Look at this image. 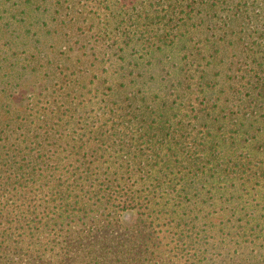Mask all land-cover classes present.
<instances>
[{
  "label": "trees",
  "instance_id": "16d2710c",
  "mask_svg": "<svg viewBox=\"0 0 264 264\" xmlns=\"http://www.w3.org/2000/svg\"><path fill=\"white\" fill-rule=\"evenodd\" d=\"M33 2L20 0V4L0 11V264H114L115 256L117 261L119 256L128 259L130 245L121 244L116 247L118 249H109L105 243L110 240L109 235L119 233L124 227L119 224L122 221L121 216L117 217L116 209L118 205L133 203L149 212L153 205L151 192L160 184L135 195L127 179L119 174L130 179L148 176L147 179L158 181V172L153 170L160 168V164L167 170L174 167L177 171L173 175L179 176L176 187L180 189L176 192L181 212L172 217L169 214L174 222L167 224L175 223L179 236L188 238L199 248L208 245L210 252L225 251L233 241L237 248L245 244L248 245L246 250L250 248L257 252L264 248L263 244L256 243L264 241V51L254 52L264 42V33L253 28L246 34L245 29L240 27L237 32L234 28L235 24L245 23L254 27L260 21L264 27V0H255L250 5L247 0H239L229 10L232 15L227 21L220 13L223 7L233 5L231 0H201L200 4L189 0L172 3L171 0L173 9L177 10L181 3L188 16H192L199 6L205 13L198 23L187 19L181 25L190 29V43L194 39V29L204 33L202 48L196 50L198 55H192L184 71L178 68L181 78L187 76L193 84L186 85L176 75L168 85L175 89L177 97L191 94L200 101L201 124H196L200 127V137L198 133L187 131L181 123L147 125L145 115L152 111L146 109L144 113H138L141 107L136 105L139 101L148 102L147 95L143 93L140 98L143 100H139L141 93L132 96L125 93L127 97L122 104L127 102L128 106L121 112L136 107L120 118L133 116L131 120L138 122L130 120L133 126L128 131L133 129L135 137L142 132L144 140L140 144L150 154L144 155V162L141 160L137 164L139 169H134L129 161L124 167L121 162H126V158L118 160L121 170L115 173L110 172L108 161L82 154L87 149V141H82V145H70L64 125L70 126L80 112L75 103L77 96L72 97L79 81L63 76L65 59H59L53 52L60 36L56 18H46L48 12L44 9L40 11L44 15H38ZM170 22L165 23L169 30L171 26L180 29ZM224 29L231 33H223ZM160 36L159 47L181 42L185 46L190 44L186 35L184 40L168 31ZM40 45L43 51L53 52L51 59H43V55L40 58V50L35 51L34 59H20L25 52L34 51ZM138 84L143 86L142 82ZM134 85L136 87V83ZM185 88L188 90L184 91ZM165 132L167 137L171 136L170 140L150 138L152 134L158 137ZM57 144L65 145L62 153L74 148L73 160L77 164L71 169L68 164L66 173L69 177L58 182L50 174L59 168L61 158L47 156L50 151L46 149ZM162 152L165 154L161 155ZM162 156L166 159H161ZM101 170L105 171L102 175ZM141 170L145 171L144 175ZM88 171L92 173L89 175ZM107 173L111 175L106 180L97 185L93 181L89 186L92 177L108 176ZM118 181L124 195L117 196L113 190L119 187L115 185ZM28 189L30 200L24 196ZM41 192L46 193L40 199L43 205L36 206ZM9 201H13V213L6 216L4 204ZM214 217V223L204 222ZM152 220L151 214L141 213L140 218L129 224L131 226L124 227L123 236L129 241L144 235L145 232L139 229L150 228L151 224L147 226L146 222ZM14 233L18 237L11 242L12 247L6 245L3 248L6 239L11 240ZM228 236L235 240L231 238L225 242L224 238ZM23 245L21 250L18 249ZM47 249L54 250L46 256ZM201 255L191 262L212 263L213 259ZM143 257L148 261L153 259ZM155 257L162 260L160 254ZM212 264L219 263L213 261ZM236 264L261 262L251 256L249 261L240 260Z\"/></svg>",
  "mask_w": 264,
  "mask_h": 264
},
{
  "label": "rangeland",
  "instance_id": "374dc122",
  "mask_svg": "<svg viewBox=\"0 0 264 264\" xmlns=\"http://www.w3.org/2000/svg\"><path fill=\"white\" fill-rule=\"evenodd\" d=\"M24 1L29 0H22L23 3ZM32 1L35 3L33 8L37 10L38 15L42 14L40 11L44 9L45 12L53 13V15L47 13L48 16L46 18L50 16L56 18L60 36L57 49L53 50V52L55 56H59V59H65V67L62 72L63 76L79 81L78 88L76 89L77 92L72 97L77 96L75 103L78 105L77 108L80 109V112L75 116L70 126L64 125L66 126L65 130L66 134L69 135L71 146L75 143L76 146L82 145V141H87V149L82 154L84 156L88 154V158L108 161V167L111 173L121 170L117 161L124 160L123 158L127 159L126 162H121L124 167L129 161L134 169L136 167L139 169L137 164L141 160L144 162L143 156L149 155L150 152L144 145L140 144L144 140L142 138V132L137 135L141 137V140L133 135V129L128 131V128L133 126L134 122L138 123L135 120H131L133 116L120 118L121 115L128 111L133 112L136 105L139 108L141 107L138 113H144L146 109H149L150 112L152 111L151 113L147 112L148 114L145 115L147 125L161 126L165 124L166 126V124L175 125L181 123L182 126L187 127V131L193 134L198 133V137H200V127L196 125L201 124L199 123L200 117L202 116V106L199 105L200 101H196L195 95L191 94L177 97L175 95V89L168 87V85L171 83V80L175 79L176 75H179L181 78L182 74L178 71V68L184 71L188 67V60L192 59V55H198L199 51L196 50L202 48L201 41L204 38V33L194 29V39L190 43V29L181 27V25L183 20L192 19L195 23H198L201 17L204 18L205 13L200 8L204 1L189 0L197 1L199 4L201 2V6L198 7L200 10L195 9L192 16H188L184 12V6L181 3L177 5V10L175 8L173 9L171 6L172 3L180 0H172V3L171 0ZM254 1L247 0V3L250 5ZM0 3V11H3L8 10V7L14 4H20V0H0ZM231 3H233L232 6L223 7L220 13V16L226 21L229 15H232L229 10L234 7V4H238L239 0H231ZM168 21H171L170 23L172 25L180 26V29H173L171 26L169 27L171 30H169L165 27V23ZM187 23L191 25V23ZM261 23L262 21L254 27L247 26L246 23L244 25L239 24L240 26L235 24L234 28L237 32L243 28L246 34H250V31L254 28L258 29V32L262 34L264 33V27ZM167 31L171 35H176L183 40L186 38L190 44L185 46L181 42L175 46L165 44L159 47L157 41L161 37L160 35H164ZM50 32L53 33V30L50 29ZM223 33L227 34L231 33V31L224 29ZM69 37L72 38L66 42ZM235 41L238 42L236 39ZM251 42L249 41L248 43ZM188 48L190 51L187 50ZM37 50H40V58L43 55V59L47 57V59H51L53 52L43 51L41 45L34 51L25 52L20 59H34V54ZM243 51L244 49L241 48V52ZM260 51H264V42L260 44L259 48L254 50V52L258 53ZM188 77L190 78V76ZM181 80L186 85L190 86L193 84L190 82V79L187 80V76L181 78ZM138 82H142L143 86H138ZM131 83H136V87ZM186 90L188 89L185 88L184 91ZM125 93L128 96L141 93L138 96L139 100H143L140 98L145 93L148 102L143 103L139 101L135 107L121 112L123 107L128 106L127 102L122 104L123 100L125 101L127 97ZM163 108L170 109V111H167V109L164 111ZM153 120L156 121V124L153 123ZM99 130L101 132L98 135ZM93 131H95L94 134ZM183 134L187 135L188 133L184 132ZM86 135L92 139H85L84 137H87ZM152 136L153 134L150 138L153 140L171 139V136L167 137V132L162 136ZM64 146V144H57L55 147H46L50 151L47 156L54 157L56 155L61 158L59 168L55 173L50 174L51 178H54L57 182L60 181L59 179L66 180L69 177L68 172L66 173L68 164L70 169L72 166L77 165L73 160L75 159V156L72 154L75 153L74 148L73 150L70 149L62 153ZM153 154L156 155L157 153L154 152ZM164 154L165 152L161 153V155ZM161 159H166V156H162ZM173 168L167 170L166 166L160 164V168L154 169L153 172H158V181L149 180L147 179L148 176L143 179L141 175H138L130 179L127 175L119 174L127 179L135 195H139L146 188L154 186L157 183L160 184V187L151 192L153 205L149 212L140 209L139 205L133 203H128L123 206L118 205L116 214L117 217L121 216L123 223L119 222V224L124 227L131 226L129 224L135 219L140 218L141 213L147 216L151 214L154 220L146 222L147 226L151 224L150 228L145 230L139 229V231L145 232L144 235L134 237L129 241L123 236L124 227L119 233L114 232L112 235H109L110 240L105 242L106 245H109V249H118L116 247L121 246V244L123 246L130 245L131 247L129 249L131 254L128 256V259L119 256V261H117V256H115L113 263L115 264V261H117L118 264H194L196 261H191L199 259L202 256L201 254H204L208 259H213V261L219 264H236L240 260L249 261L251 256H255L261 264H264V248H261L257 252L256 250L252 251L250 248L246 250L247 244L240 245L237 248L233 246L235 244L233 241L229 244L231 245L230 248L225 251L210 252L208 245L199 248L194 246V242L188 238L179 236L180 231L177 229L175 223L167 226V224L174 222L171 219L174 213L179 214V211L181 212L177 204L179 200H177L178 194L176 192L180 189L176 187L179 176L173 175V172L177 171ZM70 169L68 170L70 171ZM144 170L146 171L147 168H144ZM145 171L141 170L142 175L145 174ZM91 173V171H88L89 175ZM103 173L105 171L101 170L100 174L102 175ZM110 175L92 177L89 181V186L92 185L93 181L97 185L99 182L106 180ZM115 185L119 186L113 189L117 192L116 195H124L125 192L121 189L123 186L120 185L119 181ZM28 191L29 189L24 192V196H27V199L30 200ZM37 193L33 192L35 195ZM44 195H46L45 192L38 194L37 199L39 202L36 206L43 205L40 199ZM142 196L144 197V193H142ZM21 201H24V199L22 198ZM12 203L13 201H9L4 204L6 206L5 210L8 213L6 216H11L13 213ZM50 207H53V205ZM204 222L214 223L215 217L211 218L210 221L205 220ZM141 223L143 224V222ZM17 237L18 234L14 233L11 240L6 239V243L2 247L4 248L6 245L12 247L11 242L16 241ZM231 238L235 240L233 236H228L224 238V241L228 242ZM27 242H29V237ZM256 243L258 245H264L263 240ZM24 246H19L18 249L21 250ZM111 246L115 247L112 248ZM205 248L207 251L203 252ZM53 250L47 249L45 255L48 256ZM143 250H146V252H142ZM159 254L162 260L159 257H155ZM194 255H197V257H194ZM143 256L153 259L148 261ZM134 258L138 260L134 262Z\"/></svg>",
  "mask_w": 264,
  "mask_h": 264
}]
</instances>
